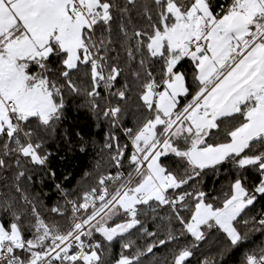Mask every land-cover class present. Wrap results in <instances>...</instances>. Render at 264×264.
<instances>
[{
	"label": "snow or ice",
	"instance_id": "6c2138e0",
	"mask_svg": "<svg viewBox=\"0 0 264 264\" xmlns=\"http://www.w3.org/2000/svg\"><path fill=\"white\" fill-rule=\"evenodd\" d=\"M0 264H264V0H0Z\"/></svg>",
	"mask_w": 264,
	"mask_h": 264
},
{
	"label": "trees",
	"instance_id": "16d2710c",
	"mask_svg": "<svg viewBox=\"0 0 264 264\" xmlns=\"http://www.w3.org/2000/svg\"><path fill=\"white\" fill-rule=\"evenodd\" d=\"M63 126L68 129L73 146L69 149L62 141L53 143L51 145V151L54 153L52 167L57 171L58 179L61 178V174L67 175L71 186L75 187L82 175L97 159V148L93 147L92 142L97 146L103 143L107 125L101 123L97 126V121L86 108L71 106ZM77 132L90 141L86 152H80L78 149V137L75 135ZM45 191L49 189L45 188Z\"/></svg>",
	"mask_w": 264,
	"mask_h": 264
}]
</instances>
